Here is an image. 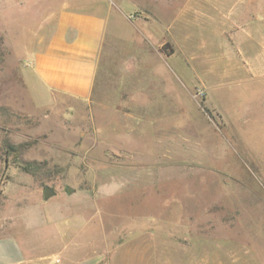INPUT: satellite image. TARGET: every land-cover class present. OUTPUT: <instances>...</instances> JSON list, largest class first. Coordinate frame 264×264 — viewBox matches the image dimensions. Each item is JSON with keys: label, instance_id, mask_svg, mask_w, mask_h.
I'll return each mask as SVG.
<instances>
[{"label": "rangeland", "instance_id": "obj_1", "mask_svg": "<svg viewBox=\"0 0 264 264\" xmlns=\"http://www.w3.org/2000/svg\"><path fill=\"white\" fill-rule=\"evenodd\" d=\"M43 1L0 0V238L88 264H264V0H68L106 17L87 99L25 75Z\"/></svg>", "mask_w": 264, "mask_h": 264}, {"label": "crops", "instance_id": "obj_2", "mask_svg": "<svg viewBox=\"0 0 264 264\" xmlns=\"http://www.w3.org/2000/svg\"><path fill=\"white\" fill-rule=\"evenodd\" d=\"M43 2L48 14L29 53L25 75L52 96L60 94L87 99L91 94L106 30L103 7L86 11L62 0L55 9L50 1ZM15 234L0 238V264H31L36 259H47L48 263L57 264H88L75 247L71 250L61 248L38 257L33 249L20 244Z\"/></svg>", "mask_w": 264, "mask_h": 264}, {"label": "water", "instance_id": "obj_3", "mask_svg": "<svg viewBox=\"0 0 264 264\" xmlns=\"http://www.w3.org/2000/svg\"><path fill=\"white\" fill-rule=\"evenodd\" d=\"M67 191H71L70 188L67 189ZM55 195V191L50 187H45L43 190V197L45 200L49 199L50 197Z\"/></svg>", "mask_w": 264, "mask_h": 264}, {"label": "built area", "instance_id": "obj_4", "mask_svg": "<svg viewBox=\"0 0 264 264\" xmlns=\"http://www.w3.org/2000/svg\"><path fill=\"white\" fill-rule=\"evenodd\" d=\"M48 264H57V262H50V263H48Z\"/></svg>", "mask_w": 264, "mask_h": 264}]
</instances>
